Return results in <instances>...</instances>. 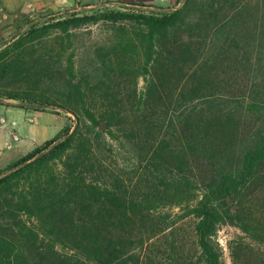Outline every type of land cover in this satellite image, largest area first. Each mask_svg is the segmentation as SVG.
<instances>
[{
    "label": "trees",
    "instance_id": "obj_1",
    "mask_svg": "<svg viewBox=\"0 0 264 264\" xmlns=\"http://www.w3.org/2000/svg\"><path fill=\"white\" fill-rule=\"evenodd\" d=\"M238 1L220 0L218 7ZM261 2V29L247 42L250 52H217V57L233 54L248 73L246 90L233 101L212 92L193 95L187 101L203 98L200 105L175 110L171 115L176 119L166 122L167 111L148 113L142 103L137 108L109 99L101 76L89 86L91 74L75 72L71 56L65 94L53 98L29 87L24 97L9 95L21 99L23 107L64 111L75 119L0 170V264H153L149 249L155 240L188 219L196 222L199 255L182 264H228L218 237L224 225L241 229L264 248ZM181 13L98 8L60 14L43 25H30L0 51V74L1 65L9 61L16 66L21 59L25 74L38 84L53 79L57 64L33 51L53 32L70 36L105 26L113 34L110 43L125 52L119 62L125 74L136 71L144 80L154 78L161 39L176 27ZM85 88L93 95L99 91L109 102L88 103ZM146 98L142 94L141 100ZM93 128L101 130L92 137ZM127 158L137 174L138 190L131 195L121 180ZM175 208L185 212L182 222L171 219L168 210ZM252 253L254 260L243 264H262L260 253Z\"/></svg>",
    "mask_w": 264,
    "mask_h": 264
},
{
    "label": "rangeland",
    "instance_id": "obj_2",
    "mask_svg": "<svg viewBox=\"0 0 264 264\" xmlns=\"http://www.w3.org/2000/svg\"><path fill=\"white\" fill-rule=\"evenodd\" d=\"M219 2L220 0H176L170 6H163L154 0H0V51L5 50L30 25H43L52 17L68 12L92 13L98 8H136L162 13L182 10L176 27L161 39V54L154 78L144 80L136 71L125 74L119 64L125 52L118 48V44L110 43L113 34L109 33L105 26L82 28L72 31L70 36L53 32L33 52L36 56L38 53L43 55L42 59L56 63L59 72L53 79L45 77L38 84L35 78L25 74L26 66L21 59L16 66L10 65L9 61L4 67L1 65L0 114L5 111L1 106L23 107L21 99H12L9 95L19 94L24 97L29 87L33 91L45 90L53 98V94L57 92L65 94L67 88L64 87L63 79L66 82L65 78H69L65 67L72 64L70 56L75 62V72L86 71L91 74L89 86L98 84L97 77L101 76V81L108 88L109 99L136 104L137 108L138 103H142L148 108V113L167 111L166 122H169V118L176 119L171 115L173 111L182 112L188 110L190 105H200L203 98L193 102L187 101L193 95L205 97L212 92L216 95L215 98L226 102L233 101L246 90L249 83L248 73L244 64L235 61L233 54L217 57V52H250L251 48L246 45L261 29L262 2L240 0L234 4H226L223 9L218 7ZM138 3L146 6L131 5ZM74 81L79 82V78L75 77ZM85 92L88 103L109 102L104 94L98 93L99 91H95L93 95L89 88H85ZM142 94L147 98L141 100ZM169 105L172 106L170 111ZM23 108L35 109L28 105ZM17 112L9 108L6 116L11 119L19 114ZM58 114L63 116L65 125L73 124V114L64 111ZM131 114L133 113H128V116ZM40 116L42 115L32 117L34 123L40 124ZM3 118L0 117L1 128L6 125L2 122ZM31 120L29 121L32 122ZM54 120L53 125L49 126V131L51 129L53 133L61 125L59 118L58 121ZM99 130L101 129L93 128L92 137ZM15 135L17 134H13V142L4 143V148H10L15 141H20V138L15 139ZM6 157L5 155L0 160V170L17 160L6 162ZM128 159H124L126 169L121 180L129 184L130 192L126 194L131 195L138 190V186H135L137 174L128 166ZM262 204L264 208V201ZM168 213L171 219L181 220L180 216L185 212L175 208L168 210ZM195 224V220L188 219L177 229H168L165 237L155 240L149 249L153 264H182L189 260L195 261L199 255ZM218 237L224 247L228 264H235V261L243 264L244 260H254L253 251L260 253L259 261L264 264V248L241 229L224 225Z\"/></svg>",
    "mask_w": 264,
    "mask_h": 264
},
{
    "label": "crops",
    "instance_id": "obj_3",
    "mask_svg": "<svg viewBox=\"0 0 264 264\" xmlns=\"http://www.w3.org/2000/svg\"><path fill=\"white\" fill-rule=\"evenodd\" d=\"M142 1L148 2L150 0ZM175 1L176 0H154L155 3H159L163 6H170ZM1 108L5 109V111H3L4 114L2 113L0 115L8 120L6 125L2 128L0 127V147L2 148V151L0 152V160L6 155V162H12L25 155L37 145L54 137L65 126L63 116L51 111H41L36 108L25 109L23 107L1 106ZM9 108L17 110V113L19 114L9 119L6 116V112ZM39 114L42 115L40 116L41 122L40 124H36L32 117H36ZM58 118L61 125H59L53 133V131L51 132V129L49 131V126L53 125L55 121L54 119H57L58 121ZM13 134L19 135L20 141H15L14 145L10 148H4V143L7 144L9 141L13 142Z\"/></svg>",
    "mask_w": 264,
    "mask_h": 264
},
{
    "label": "built area",
    "instance_id": "obj_4",
    "mask_svg": "<svg viewBox=\"0 0 264 264\" xmlns=\"http://www.w3.org/2000/svg\"><path fill=\"white\" fill-rule=\"evenodd\" d=\"M2 122L6 124L8 122V120L6 118H3ZM15 139H19V136L15 135Z\"/></svg>",
    "mask_w": 264,
    "mask_h": 264
}]
</instances>
